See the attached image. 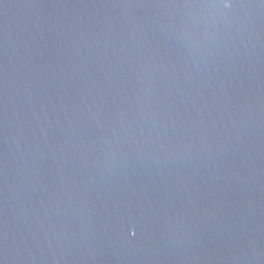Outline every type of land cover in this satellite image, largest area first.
<instances>
[{
  "label": "water",
  "instance_id": "water-1",
  "mask_svg": "<svg viewBox=\"0 0 264 264\" xmlns=\"http://www.w3.org/2000/svg\"><path fill=\"white\" fill-rule=\"evenodd\" d=\"M0 264H264V0H0Z\"/></svg>",
  "mask_w": 264,
  "mask_h": 264
}]
</instances>
